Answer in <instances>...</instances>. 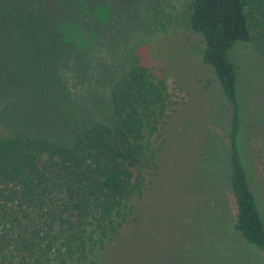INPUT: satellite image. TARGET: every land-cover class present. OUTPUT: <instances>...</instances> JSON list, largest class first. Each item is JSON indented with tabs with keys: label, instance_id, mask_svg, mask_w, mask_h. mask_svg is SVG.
<instances>
[{
	"label": "trees",
	"instance_id": "16d2710c",
	"mask_svg": "<svg viewBox=\"0 0 264 264\" xmlns=\"http://www.w3.org/2000/svg\"><path fill=\"white\" fill-rule=\"evenodd\" d=\"M144 2L156 32L185 28L201 37L199 56L229 106L219 179L225 229L211 224V240L230 230L264 264V186L251 175L252 132L241 137V80L229 58L249 45L264 61V0ZM87 6L90 0H0V264H159L124 246L139 234L152 237L142 232L144 211L169 149L168 123L185 105L170 92L165 71L133 55L108 88L107 120L69 138L42 130L52 122L43 104L54 107L62 96L61 69L80 52L72 28ZM207 202L214 210L212 197Z\"/></svg>",
	"mask_w": 264,
	"mask_h": 264
},
{
	"label": "rangeland",
	"instance_id": "374dc122",
	"mask_svg": "<svg viewBox=\"0 0 264 264\" xmlns=\"http://www.w3.org/2000/svg\"><path fill=\"white\" fill-rule=\"evenodd\" d=\"M134 1L90 0L88 11L79 9L72 34L82 46L77 60L61 69L62 96L56 97L54 107L43 104L41 113L51 114L52 122L42 130L69 138L83 126L107 120L108 88L133 55L143 65L165 71L170 92L185 105L168 123L169 149L156 194L145 207L142 232L152 237L145 235L146 240L139 234L124 247L159 264H261L256 251L235 240L230 230L217 233L215 241L210 237L214 233L208 232L211 224L218 227L215 232L225 229L219 179L228 158L224 131L230 110L210 67L199 56L201 37L185 28L161 35L144 6ZM229 58L241 80V137L252 132L247 137L251 175L264 186V130L256 131L264 126V61L249 45L237 47ZM225 198L234 215L232 196L226 193Z\"/></svg>",
	"mask_w": 264,
	"mask_h": 264
}]
</instances>
